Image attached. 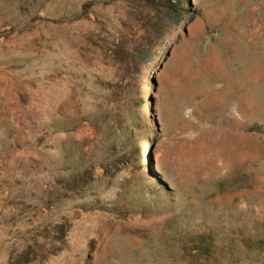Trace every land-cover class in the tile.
I'll list each match as a JSON object with an SVG mask.
<instances>
[{"label":"rangeland","instance_id":"obj_1","mask_svg":"<svg viewBox=\"0 0 264 264\" xmlns=\"http://www.w3.org/2000/svg\"><path fill=\"white\" fill-rule=\"evenodd\" d=\"M86 1L0 0V264H264V0H183L140 81L146 126L75 195L53 122L90 109L76 75L111 74L73 20Z\"/></svg>","mask_w":264,"mask_h":264},{"label":"trees","instance_id":"obj_2","mask_svg":"<svg viewBox=\"0 0 264 264\" xmlns=\"http://www.w3.org/2000/svg\"><path fill=\"white\" fill-rule=\"evenodd\" d=\"M184 11L183 0H87L72 12L73 20L83 16L90 21L82 45L111 74L108 79L76 75L73 96L90 109L79 118L53 122L65 134L59 149L64 174L57 180L62 190L80 193L87 186V176L92 183L96 180L93 171L97 167L103 177L108 173L116 177L118 163L127 157L126 143L131 145L146 126L140 93L145 68L175 35L180 18L185 19ZM83 123L94 136L75 140L71 133ZM57 227L62 233V225Z\"/></svg>","mask_w":264,"mask_h":264}]
</instances>
